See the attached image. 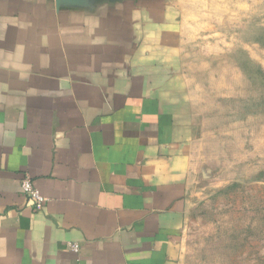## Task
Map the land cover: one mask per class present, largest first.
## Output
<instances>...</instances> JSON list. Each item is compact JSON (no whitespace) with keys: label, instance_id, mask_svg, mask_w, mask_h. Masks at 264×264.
<instances>
[{"label":"crops","instance_id":"crops-1","mask_svg":"<svg viewBox=\"0 0 264 264\" xmlns=\"http://www.w3.org/2000/svg\"><path fill=\"white\" fill-rule=\"evenodd\" d=\"M186 1L0 0V264H184Z\"/></svg>","mask_w":264,"mask_h":264},{"label":"rangeland","instance_id":"rangeland-1","mask_svg":"<svg viewBox=\"0 0 264 264\" xmlns=\"http://www.w3.org/2000/svg\"><path fill=\"white\" fill-rule=\"evenodd\" d=\"M196 92L184 264H264V0H187Z\"/></svg>","mask_w":264,"mask_h":264},{"label":"built area","instance_id":"built-area-1","mask_svg":"<svg viewBox=\"0 0 264 264\" xmlns=\"http://www.w3.org/2000/svg\"><path fill=\"white\" fill-rule=\"evenodd\" d=\"M21 188L22 192L35 209L40 210L43 208L47 198L41 194L29 175H26L22 180ZM69 247L74 252H79L80 250L78 243H69Z\"/></svg>","mask_w":264,"mask_h":264}]
</instances>
